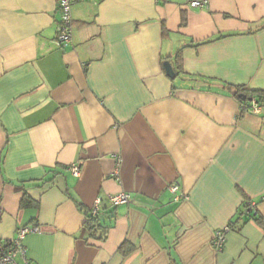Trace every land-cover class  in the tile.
Wrapping results in <instances>:
<instances>
[{
  "label": "crops",
  "instance_id": "obj_1",
  "mask_svg": "<svg viewBox=\"0 0 264 264\" xmlns=\"http://www.w3.org/2000/svg\"><path fill=\"white\" fill-rule=\"evenodd\" d=\"M58 1L0 0V241L39 229L16 263L264 264V107L232 95L264 91V0L84 1L63 48Z\"/></svg>",
  "mask_w": 264,
  "mask_h": 264
},
{
  "label": "built area",
  "instance_id": "obj_2",
  "mask_svg": "<svg viewBox=\"0 0 264 264\" xmlns=\"http://www.w3.org/2000/svg\"><path fill=\"white\" fill-rule=\"evenodd\" d=\"M84 1H94V0H59L57 3V10L60 15L59 22L56 28V38L55 42L59 48L68 46L71 43L72 37V16L71 8L74 4L84 2ZM187 5L190 8L195 9H205L207 7V2L205 0H187ZM240 109H244L243 106H240ZM250 110L253 113L259 112V106L252 101L250 103ZM71 172L74 176H78L80 171L78 166L71 167ZM178 186L176 184L170 186V192L175 194L177 192ZM129 195L119 194L109 197L110 205L117 207L125 205L129 202ZM100 205L99 201H96L93 210H96ZM254 204L244 205V210L250 211L253 210ZM229 227H225L221 230L216 231L212 239V246L216 251H221L225 243V235L228 232ZM39 229L37 227H21L17 230L16 236L14 239L9 241H0V264H17V257L24 258L25 249L23 241L25 237L32 233H38Z\"/></svg>",
  "mask_w": 264,
  "mask_h": 264
},
{
  "label": "trees",
  "instance_id": "obj_3",
  "mask_svg": "<svg viewBox=\"0 0 264 264\" xmlns=\"http://www.w3.org/2000/svg\"><path fill=\"white\" fill-rule=\"evenodd\" d=\"M179 57V55H178ZM232 95L244 109L241 111V115L246 113L250 103L254 101L259 107H264V91L261 90H249L245 87H235L232 89ZM35 204L27 197L24 196L21 201V206L23 208L34 206ZM78 205V204H77ZM109 207H103L99 205L96 210L93 209H81L84 213V223L81 229V235L86 237L88 240H93L96 242H104L107 238L109 230L112 228L115 220V210L117 207L110 205ZM80 207V205H78ZM81 208V207H80ZM250 211H243L239 219L246 221V218L250 216ZM255 221L264 225V222L260 218H256ZM125 245L120 247V251L123 254L127 253L124 249Z\"/></svg>",
  "mask_w": 264,
  "mask_h": 264
},
{
  "label": "water",
  "instance_id": "obj_4",
  "mask_svg": "<svg viewBox=\"0 0 264 264\" xmlns=\"http://www.w3.org/2000/svg\"><path fill=\"white\" fill-rule=\"evenodd\" d=\"M164 70L166 72V74L170 77V78H173L174 77V72L172 70V67L171 65L168 63V62H165L164 65Z\"/></svg>",
  "mask_w": 264,
  "mask_h": 264
}]
</instances>
